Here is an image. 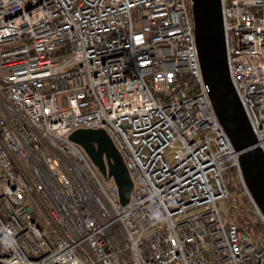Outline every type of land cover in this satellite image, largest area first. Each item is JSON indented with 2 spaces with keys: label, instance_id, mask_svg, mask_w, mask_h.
<instances>
[{
  "label": "built area",
  "instance_id": "2783aa9c",
  "mask_svg": "<svg viewBox=\"0 0 264 264\" xmlns=\"http://www.w3.org/2000/svg\"><path fill=\"white\" fill-rule=\"evenodd\" d=\"M222 7L230 76L264 151V0ZM78 129L113 140L127 205L70 139ZM238 157L191 0H0V264H264V213Z\"/></svg>",
  "mask_w": 264,
  "mask_h": 264
},
{
  "label": "water",
  "instance_id": "95a60500",
  "mask_svg": "<svg viewBox=\"0 0 264 264\" xmlns=\"http://www.w3.org/2000/svg\"><path fill=\"white\" fill-rule=\"evenodd\" d=\"M196 46L204 82L219 122L239 154L244 182L264 213V151L248 111L230 76L222 0H191ZM70 139L81 145L105 177L120 189V201H130L133 181L113 140L105 130L78 129Z\"/></svg>",
  "mask_w": 264,
  "mask_h": 264
},
{
  "label": "rangeland",
  "instance_id": "374dc122",
  "mask_svg": "<svg viewBox=\"0 0 264 264\" xmlns=\"http://www.w3.org/2000/svg\"><path fill=\"white\" fill-rule=\"evenodd\" d=\"M244 200H245V198H243V196H242V202H244ZM219 208H220V210L224 216H226V215L228 216L231 212L227 202H225V201H223L219 204Z\"/></svg>",
  "mask_w": 264,
  "mask_h": 264
},
{
  "label": "trees",
  "instance_id": "16d2710c",
  "mask_svg": "<svg viewBox=\"0 0 264 264\" xmlns=\"http://www.w3.org/2000/svg\"><path fill=\"white\" fill-rule=\"evenodd\" d=\"M234 172H235V170H234Z\"/></svg>",
  "mask_w": 264,
  "mask_h": 264
}]
</instances>
